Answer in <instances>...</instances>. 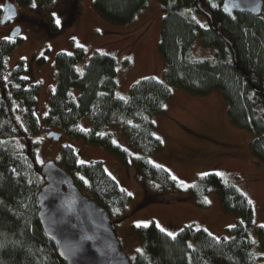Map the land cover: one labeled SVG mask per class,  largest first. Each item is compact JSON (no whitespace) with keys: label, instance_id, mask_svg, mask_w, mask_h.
<instances>
[{"label":"trees","instance_id":"1","mask_svg":"<svg viewBox=\"0 0 264 264\" xmlns=\"http://www.w3.org/2000/svg\"><path fill=\"white\" fill-rule=\"evenodd\" d=\"M54 1L36 0L43 10ZM148 1L92 0L91 4L102 20L122 25L133 21ZM156 1L161 5L158 52L164 63V81L153 76L140 78L129 87L128 97L121 98L116 94L115 57L94 51L79 71L77 64L84 59L85 50L73 46L71 52L55 55V83L48 94L42 123L36 110L38 82L22 59L7 68L8 57L20 38L0 40V264H66L37 218L36 195L44 181L35 158L37 142L30 143L27 138L41 129L57 130L84 144L99 146L124 168L133 166L134 179L142 190L136 209L184 200L205 208L212 189L221 210L236 216L227 227L229 238H217L192 224L178 228L175 238L153 222L132 227L130 232L139 248L131 264H261L255 249H264V225L254 226L252 202L236 185L210 171L183 191L170 172L153 164L149 156L162 149L151 116L162 111L171 97L169 85H174L195 95L218 90L227 104L231 123L251 134V156L264 164V19L248 12L224 15L220 10L222 0H201L214 27L231 42L233 56L231 46L210 27L196 0ZM16 2L27 7L34 0ZM201 14L205 25L198 21ZM47 24L52 36L61 29L51 15ZM197 38L202 46L214 47L213 58L189 57ZM38 62H44V58ZM254 86L261 93L254 91ZM85 118L88 125L81 127ZM107 126L120 128L129 149L138 155L131 157L113 140L112 132L102 133ZM10 138L23 144L22 152L11 148L7 142ZM57 165L70 174L84 195L106 209L112 223L125 215L132 197L105 170L102 161L81 164L74 148L63 145Z\"/></svg>","mask_w":264,"mask_h":264},{"label":"rangeland","instance_id":"2","mask_svg":"<svg viewBox=\"0 0 264 264\" xmlns=\"http://www.w3.org/2000/svg\"><path fill=\"white\" fill-rule=\"evenodd\" d=\"M5 1L15 4L18 14L5 24L0 23V40L9 37L14 26L21 28L19 36L13 39L20 38V43L9 55L7 68L22 59L38 82L36 110L41 123L47 111L48 94L55 83V55L59 51L71 52L73 46H81L85 50L84 59L77 64L79 71L83 70L94 51L115 57L116 94L121 98L128 97L129 87L140 78L153 76L164 81V63L158 52L161 5L156 0H149L133 21L122 25L102 20L92 8V0H55L47 10H43L36 0L27 7L18 5L16 0H0V12ZM49 15L60 21L61 29L53 36L47 29ZM260 16L264 19V0ZM198 21L206 24L202 14L198 16ZM41 57L44 58L42 63L38 62ZM189 57L192 60L213 58L214 47L202 46L197 38ZM169 87L171 97L161 112L151 116L154 133L161 139L162 149L151 154L149 160L168 170L183 191H187L202 173L213 171L222 174L220 176L224 180L236 185L252 202L254 226L264 225V164L251 156V134L231 123L227 104L218 90L195 95L174 85ZM87 125L88 119L85 118L81 127ZM48 130L51 129H41L27 138L30 143L37 142L35 158L39 165L47 160L57 164L60 148L70 145L79 162L102 161L105 170L119 186L131 194L125 215L113 223L120 249L130 262L139 248L130 229L138 224L142 226L153 222L173 233L183 225L192 224L217 238L231 237L227 227L234 223L236 216L221 210L214 190L211 189L206 197L205 208H198L190 200H184L152 203L136 209L142 199V190L134 179L133 166L124 168L115 156L103 148L84 144L64 134L59 140L48 139L45 136ZM101 132H112L113 140L128 150L131 157L138 155L129 149L120 128L107 126ZM7 142L11 148L22 152L23 144L17 138H10ZM252 234L256 244L254 228ZM255 254L264 264V249L259 251L256 248Z\"/></svg>","mask_w":264,"mask_h":264},{"label":"water","instance_id":"3","mask_svg":"<svg viewBox=\"0 0 264 264\" xmlns=\"http://www.w3.org/2000/svg\"><path fill=\"white\" fill-rule=\"evenodd\" d=\"M227 4V8L225 7ZM198 10L234 50L231 42L215 27L210 13L196 0ZM262 0H222L220 10L224 15L248 12L260 15ZM15 4L5 1L1 8L0 23L5 24L17 17ZM21 28L14 26L9 37L19 36ZM254 91L261 93L257 87ZM46 138L59 140L61 133L48 131ZM44 184L36 195L37 218L40 226L54 245L61 260L66 264H131L120 249L114 224L108 212L94 200L84 195L75 185L69 173L54 161L47 160L40 166Z\"/></svg>","mask_w":264,"mask_h":264},{"label":"snow or ice","instance_id":"4","mask_svg":"<svg viewBox=\"0 0 264 264\" xmlns=\"http://www.w3.org/2000/svg\"><path fill=\"white\" fill-rule=\"evenodd\" d=\"M33 7H35V4H33ZM225 7L227 8V4H225ZM53 15H55V13H54ZM56 23L59 25V23H60L59 19L56 20ZM5 39H10V38H9V37H5ZM114 143H115V142H114ZM80 163L83 164V163H85V162H84V161H80ZM201 175H202V176H205V175H208V174H207V173H202ZM217 175H222V174L217 173ZM81 179H83V177H81ZM173 179H176V178L173 177ZM129 195H131V194H129ZM249 203H251V201H249ZM137 226H139V224H138ZM145 226H147V225H145ZM157 227L160 228V231H162V232H166V234H167L168 236H170V237H172V238H175V235H176L175 233L167 231L166 229H164V228L161 227L160 225H157ZM262 227H264V226H262ZM138 251H139V250H138Z\"/></svg>","mask_w":264,"mask_h":264},{"label":"bare ground","instance_id":"5","mask_svg":"<svg viewBox=\"0 0 264 264\" xmlns=\"http://www.w3.org/2000/svg\"><path fill=\"white\" fill-rule=\"evenodd\" d=\"M10 39H12V38H10Z\"/></svg>","mask_w":264,"mask_h":264},{"label":"flooded vegetation","instance_id":"6","mask_svg":"<svg viewBox=\"0 0 264 264\" xmlns=\"http://www.w3.org/2000/svg\"><path fill=\"white\" fill-rule=\"evenodd\" d=\"M12 22V21H11Z\"/></svg>","mask_w":264,"mask_h":264}]
</instances>
